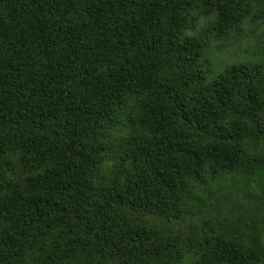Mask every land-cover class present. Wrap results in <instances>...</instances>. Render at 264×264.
<instances>
[{"label":"trees","instance_id":"obj_1","mask_svg":"<svg viewBox=\"0 0 264 264\" xmlns=\"http://www.w3.org/2000/svg\"><path fill=\"white\" fill-rule=\"evenodd\" d=\"M0 264H264V0H0Z\"/></svg>","mask_w":264,"mask_h":264},{"label":"rangeland","instance_id":"obj_2","mask_svg":"<svg viewBox=\"0 0 264 264\" xmlns=\"http://www.w3.org/2000/svg\"><path fill=\"white\" fill-rule=\"evenodd\" d=\"M247 40L242 42L241 45L230 42L229 44L217 43L211 47L207 57L214 67L215 74L222 73L227 66L237 63H251L263 59L262 56L255 58L254 52L257 51L254 46L252 48V44Z\"/></svg>","mask_w":264,"mask_h":264}]
</instances>
